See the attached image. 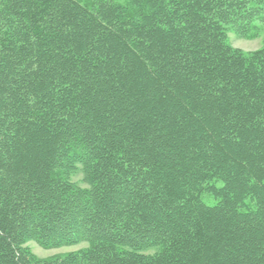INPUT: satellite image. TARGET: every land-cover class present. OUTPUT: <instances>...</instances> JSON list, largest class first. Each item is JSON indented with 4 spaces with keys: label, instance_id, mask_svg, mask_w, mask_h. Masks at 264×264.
<instances>
[{
    "label": "trees",
    "instance_id": "16d2710c",
    "mask_svg": "<svg viewBox=\"0 0 264 264\" xmlns=\"http://www.w3.org/2000/svg\"><path fill=\"white\" fill-rule=\"evenodd\" d=\"M0 264H264V0H0Z\"/></svg>",
    "mask_w": 264,
    "mask_h": 264
},
{
    "label": "rangeland",
    "instance_id": "374dc122",
    "mask_svg": "<svg viewBox=\"0 0 264 264\" xmlns=\"http://www.w3.org/2000/svg\"><path fill=\"white\" fill-rule=\"evenodd\" d=\"M230 41L234 47L241 49L243 51H246V52L255 51L262 46V40H254V41L239 40L234 35H230ZM204 200L209 205H214L216 203L213 200V198L211 196H208V195L204 196ZM29 246L32 249L33 253L37 257L42 258V259L51 258L54 256L66 254L68 252L76 251L82 247H85V245H81V246H78L75 248H70V249H59V250L45 251V250L41 249L39 246H37L35 243H30Z\"/></svg>",
    "mask_w": 264,
    "mask_h": 264
}]
</instances>
